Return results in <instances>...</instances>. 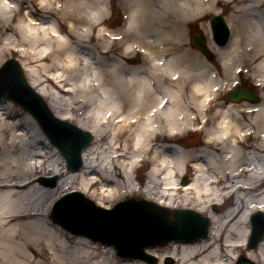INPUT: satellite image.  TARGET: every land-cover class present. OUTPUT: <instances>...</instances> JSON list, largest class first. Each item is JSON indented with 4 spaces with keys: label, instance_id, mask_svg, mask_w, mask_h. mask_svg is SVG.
<instances>
[{
    "label": "bare ground",
    "instance_id": "bare-ground-1",
    "mask_svg": "<svg viewBox=\"0 0 264 264\" xmlns=\"http://www.w3.org/2000/svg\"><path fill=\"white\" fill-rule=\"evenodd\" d=\"M114 7L126 15L119 28L110 24ZM223 10L226 44L209 20ZM192 25L212 60L188 44ZM6 53L23 57L29 85L55 117L89 108L94 141L70 171L32 116L0 97V264H264V237L255 249L246 244L250 214L264 212V0H0V61ZM139 53L144 61L129 64ZM242 75L261 101L216 104ZM190 131L202 135L194 150L180 145ZM147 162L148 184L137 186L133 174ZM189 163L193 177L179 183ZM72 185L104 208L135 195L194 207L208 234L167 225L174 239L150 249L157 262L122 257L111 241L67 229L69 211H52ZM225 195L234 203L224 210Z\"/></svg>",
    "mask_w": 264,
    "mask_h": 264
},
{
    "label": "water",
    "instance_id": "water-1",
    "mask_svg": "<svg viewBox=\"0 0 264 264\" xmlns=\"http://www.w3.org/2000/svg\"><path fill=\"white\" fill-rule=\"evenodd\" d=\"M211 26L214 39L220 44H225L229 35L225 21L221 17H213L211 18ZM192 45L200 49L208 59L212 58V54L207 50L204 40L199 35L193 37ZM7 68L13 70L12 78L2 79L1 77ZM0 97L13 101L35 119L51 144L66 159L68 169L75 171L82 166L81 154L90 145L92 136L76 126L56 119L44 100L28 85L20 65L15 60H9L0 69ZM229 99L236 102L241 100L257 101V98L245 89H237L230 92ZM79 202L83 208L76 209L79 212L75 213L74 217L76 219L82 218L83 221L85 217L89 224L95 220L94 224L96 226L90 225L94 227V230H88L86 227H77L75 224H70V220L67 221L69 226L66 227L74 232L88 231L94 233L97 235L94 238L95 240L111 241L116 247L118 254L123 257L130 256L145 259L148 257L144 253L146 247L158 244L163 245L174 239L171 235L163 234L161 230L163 225L167 227L170 224L174 229L180 230L184 223H190L194 224L195 231L198 228L197 237H204L208 233L209 220L192 211H177L174 216L175 221L170 222L165 215L167 212L153 204L142 200H128L119 204L112 211L113 215L105 220V218L100 216L96 217V213L92 212V210H98L94 208L92 202L81 198ZM134 208L137 209V212L132 214L131 210ZM71 212L73 214L72 210ZM148 214L154 218H148ZM145 217L147 218L145 219ZM258 231L260 232L258 233ZM149 232H151L150 238H146ZM254 233L257 236L255 234L252 235L250 242V247L252 248L256 247L257 243L262 239L264 228L259 230V228L255 227ZM239 264L250 263L243 259Z\"/></svg>",
    "mask_w": 264,
    "mask_h": 264
},
{
    "label": "rangeland",
    "instance_id": "rangeland-1",
    "mask_svg": "<svg viewBox=\"0 0 264 264\" xmlns=\"http://www.w3.org/2000/svg\"><path fill=\"white\" fill-rule=\"evenodd\" d=\"M227 12L228 11H226V10H223V15H220V16H222V17H224V19H225V15L227 14ZM124 14H125V12L123 11V10H120L119 8H113L112 9V11H111V18H110V24L112 25V27L114 28H119V27H121L122 25H123V16H124ZM210 17H212V16H210ZM188 36H187V42H188V44L191 46V43H190V38H191V36L192 35H194V34H200L203 38H204V40H206L207 38H206V36L203 34V32H202V30L201 29H199V28H197V25H192V26H190V28H189V30H188ZM192 47V46H191ZM214 58V56L212 57V59ZM10 59H12V60H16L18 63H20L21 64V60L23 59V57H21L20 55H17L16 53H11V54H4V57L2 58V60L0 61V68H3V66H4V63H6V61H8V60H10ZM144 59V57L142 56V55H140V54H136L132 59H129L128 60V63L129 64H131V65H138V64H140V62H142V61H144L143 60ZM13 73V70L11 69V68H7V70H6V72L2 75V79H9V78H12V74ZM24 75H25V77H26V79H27V76H26V74H25V72H24ZM4 81H7V80H4ZM27 81H28V79H27ZM236 87H243V88H247V89H249V90H251L255 95H257V96H259V89H258V87L255 85V84H253L248 78H247V76H241L239 79H238V81H237V83H236V85H234L232 88H231V90L232 89H234V88H236ZM34 90H36L35 88H33ZM230 90V89H229ZM227 94H228V90H225V92L223 93V94H221L220 95V97L217 99V98H215V103L217 104H219V105H221V104H223V103H226L227 101H228V98H227ZM185 96H184V99H186V101L187 100H189L190 99V97H191V93L189 92V91H187V93L186 94H184ZM68 96V95H67ZM44 100H45V102L47 103V101H46V99L44 98ZM261 101V99H259V101H258V103ZM82 104L80 103V104H78V105H75V108H78L79 106H81ZM204 108H207V109H204L205 110V114L206 115H211V114H213L214 112H213V106L211 107V105L209 106V107H204ZM89 109V108H88ZM87 109V107L86 106H82L81 107V109L80 110H78L76 113H72L73 115H71L72 117H70V119H68V120H65V121H67V122H69L70 124H73V125H75V126H78V127H80L82 130H84V131H88V132H90L91 134H93L92 132H91V128L90 127H92V125H94V123H93V120H91V118H89V117H87L85 114V112L88 110ZM196 112H198V111H196ZM35 122V121H34ZM36 124V123H35ZM36 126H37V124H36ZM38 127V126H37ZM90 128V129H89ZM39 129V128H38ZM40 130V129H39ZM44 135V134H43ZM94 135V134H93ZM200 144H202V135L201 134H198V133H195V132H192V131H190V133L189 134H187V135H185L181 140H180V145L182 146V147H184V148H186V149H190V150H194V149H196V148H198V146L200 145ZM65 164V163H64ZM190 164V163H189ZM65 167H66V164H65ZM151 167V164L149 163V162H147V163H143V164H141V168L136 172V175L138 176V178L139 179H141V180H143L145 177H146V175H145V173H146V171L147 170H149V168ZM66 169H67V167H66ZM112 170V174L114 175V176H118L119 174H121V171H120V173H119V170H117V169H111ZM148 172V171H147ZM149 173V172H148ZM185 175H182V176H180L179 178H178V182L179 183H187V181L191 178V177H193V169L190 167V166H188V168H186L185 169V172H183ZM263 185V187H261V188H264V184H262ZM75 186L76 185H72L69 189H67L66 191H64V192H62V193H59V197H58V199H60L62 196H64V195H66V194H68V193H70V192H80V191H78V188H75ZM81 194H82V196L84 197V198H86V199H88V200H90L95 206H98V207H101L100 205H98L97 204V202H96V200H94L92 197H91V194H92V192H86V193H83V192H80ZM129 198H133V199H135V200H142V199H145V198H143V197H141V196H138V195H135L134 197H127V198H121V199H118V200H116L113 204H112V206H109V207H107L108 208V210H112V209H114V207L118 204V203H120V202H123V201H125V200H129ZM57 199V200H58ZM76 199H77V196L76 197H72V199H71V201H76ZM56 200V201H57ZM145 200H147V199H145ZM233 200H234V198L232 197V198H230V200L226 203L227 205L228 204H231L232 202H233ZM54 204V203H53ZM69 203H67L64 207H62V211H64V212H67L68 211V207H66L67 205H68ZM102 208H104V207H102ZM166 208V207H165ZM104 209H106V208H104ZM168 210H170L171 212H174L175 210H180V209H183V210H191V211H194V212H197L198 214H200L202 217H207L205 214H203V213H201V212H199V211H197V210H195V208L194 207H191V206H188L187 208H174V209H172V208H167ZM92 212H96V214L98 215V216H101L102 218H105V220H106V218H108V217H111L112 215H113V212L112 211H109V212H106V211H101V210H92ZM257 212H261L262 213V217L261 216H259L258 215V217H257V221L259 222V223H263V222H261V219H264V212L263 211H260V210H254V212L253 213H251L250 214V216H249V220H250V217L251 216H253V214L255 213H257ZM97 217V216H96ZM71 218V220H73V221H69V223L71 224H75V226H77V227H86V228H88V230H94V227L93 226H90L91 224H93V225H95L94 224V221L91 223V224H89V222L86 220V218L84 217V221H85V223H84V221H83V219L81 218V219H76V217H70ZM147 217H145V219H146ZM149 218V217H148ZM169 218L171 219V220H173V215L172 214H170L169 215ZM76 221H81V223L80 222H78V223H76ZM256 221V222H257ZM83 223V224H82ZM263 225V224H262ZM96 226V225H95ZM251 226V225H250ZM251 229H252V227H250V231H249V234H248V237L250 236V233H251ZM186 230H189V228L188 227H186V228H184V229H181L180 230V232L179 233H182V235H183V233H186V234H184L183 236H187V235H190V234H187L188 232H192L193 231V229H191V230H189L188 232L186 231ZM175 234H177V232L175 233ZM150 235H151V232H149L148 234H147V236H146V238L148 237V238H150ZM248 237H247V239H248ZM145 242V241H144ZM246 244H247V240H246ZM114 249V248H113ZM150 249H151V247L150 248H146L145 249V253L146 254H148V255H150L153 259H154V262H157V259L153 256V254H151V252H150ZM114 252L116 253V251H115V249H114ZM236 256V255H235ZM239 257H241L240 255L238 256L237 255V258H239ZM236 258V257H235ZM249 260V259H248ZM252 264H255V263H253L254 261H251V260H249Z\"/></svg>",
    "mask_w": 264,
    "mask_h": 264
}]
</instances>
